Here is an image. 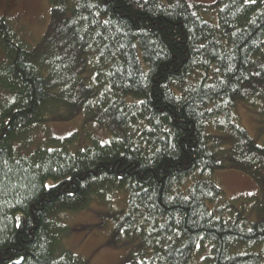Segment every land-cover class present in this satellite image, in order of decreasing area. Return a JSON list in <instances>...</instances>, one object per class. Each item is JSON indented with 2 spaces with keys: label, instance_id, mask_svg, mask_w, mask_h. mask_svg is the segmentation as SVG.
Returning <instances> with one entry per match:
<instances>
[{
  "label": "trees",
  "instance_id": "obj_1",
  "mask_svg": "<svg viewBox=\"0 0 264 264\" xmlns=\"http://www.w3.org/2000/svg\"><path fill=\"white\" fill-rule=\"evenodd\" d=\"M49 2L36 48L0 20V264H90L58 216L109 188L127 192L111 213L127 264H264V216L214 179L264 175V144L237 113L264 101V0ZM62 111L106 135L32 149V129Z\"/></svg>",
  "mask_w": 264,
  "mask_h": 264
},
{
  "label": "rangeland",
  "instance_id": "obj_2",
  "mask_svg": "<svg viewBox=\"0 0 264 264\" xmlns=\"http://www.w3.org/2000/svg\"><path fill=\"white\" fill-rule=\"evenodd\" d=\"M7 2L8 8L3 12L9 11L13 14V22L9 26L11 30L21 41L35 48L39 46L50 21L49 0H4L0 3V12ZM2 56L0 49V58ZM256 102L253 106L248 103L239 104L237 113L249 134L259 145H263L264 101ZM64 115L65 111H62L57 115L61 119H52L46 127L39 125L32 129L30 133L32 149L43 142L47 135L56 138L75 135L79 145L87 142L92 132L106 135L102 125L92 122L83 115L68 121L62 120ZM214 179L223 189L225 197L235 201L238 207H242L250 220H258L264 216V175L255 177L250 172L227 168L217 170ZM126 198L125 190H109L103 198L97 191L84 210L65 211L60 214L59 224L69 229L62 239L63 244L88 259L90 264H127L126 260L133 243L124 240L121 243L115 242L116 220L111 214L124 209Z\"/></svg>",
  "mask_w": 264,
  "mask_h": 264
},
{
  "label": "flooded vegetation",
  "instance_id": "obj_3",
  "mask_svg": "<svg viewBox=\"0 0 264 264\" xmlns=\"http://www.w3.org/2000/svg\"><path fill=\"white\" fill-rule=\"evenodd\" d=\"M3 1L4 0H0V3H2ZM7 5H9V2L4 4L3 10H2V12H0V20L4 18L6 21L9 20L12 23L13 22V14H11L9 11L3 12L4 10H7V8H8ZM0 49H1V47H0ZM1 51H2V49H1ZM2 54H3V51H2ZM3 56H4V54H3ZM3 56L0 58V61L3 59Z\"/></svg>",
  "mask_w": 264,
  "mask_h": 264
},
{
  "label": "bare ground",
  "instance_id": "obj_4",
  "mask_svg": "<svg viewBox=\"0 0 264 264\" xmlns=\"http://www.w3.org/2000/svg\"><path fill=\"white\" fill-rule=\"evenodd\" d=\"M109 190H115V189H114V188L104 189L103 192L100 194L101 198H103V197L105 196V193H106L107 191H109ZM94 196H95V195H94ZM94 196L92 197V199L94 198ZM92 199H91V200H92ZM91 200H90V202H91ZM90 202H89V203H90ZM88 205H89V204H88ZM88 205H87V206H88ZM87 206H86V207H87ZM86 207H85V208H86ZM85 208H84V209H85ZM84 209H82V210H84ZM82 210H79V211L65 210V211L80 212V211H82ZM65 211H62L60 214H62V213L65 212ZM118 211H119V210H118ZM60 214H59V215H60ZM58 218H59V220H60V217H59V216H58ZM101 225H102V224H101Z\"/></svg>",
  "mask_w": 264,
  "mask_h": 264
},
{
  "label": "snow or ice",
  "instance_id": "obj_5",
  "mask_svg": "<svg viewBox=\"0 0 264 264\" xmlns=\"http://www.w3.org/2000/svg\"><path fill=\"white\" fill-rule=\"evenodd\" d=\"M16 264H20V262H19V261H17V262H16Z\"/></svg>",
  "mask_w": 264,
  "mask_h": 264
}]
</instances>
